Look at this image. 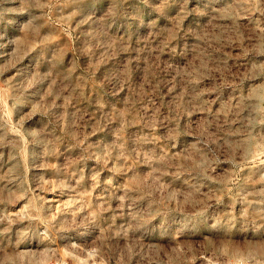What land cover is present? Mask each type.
<instances>
[{
    "label": "rangeland",
    "instance_id": "1",
    "mask_svg": "<svg viewBox=\"0 0 264 264\" xmlns=\"http://www.w3.org/2000/svg\"><path fill=\"white\" fill-rule=\"evenodd\" d=\"M264 264V0H0V264Z\"/></svg>",
    "mask_w": 264,
    "mask_h": 264
},
{
    "label": "built area",
    "instance_id": "2",
    "mask_svg": "<svg viewBox=\"0 0 264 264\" xmlns=\"http://www.w3.org/2000/svg\"><path fill=\"white\" fill-rule=\"evenodd\" d=\"M58 264H65V263H58Z\"/></svg>",
    "mask_w": 264,
    "mask_h": 264
}]
</instances>
